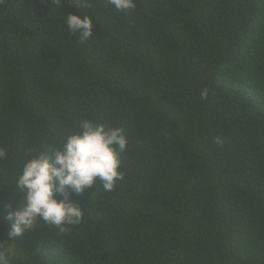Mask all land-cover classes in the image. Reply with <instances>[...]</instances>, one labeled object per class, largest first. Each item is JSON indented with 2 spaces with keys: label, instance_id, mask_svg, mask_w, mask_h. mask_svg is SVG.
Returning a JSON list of instances; mask_svg holds the SVG:
<instances>
[{
  "label": "trees",
  "instance_id": "1",
  "mask_svg": "<svg viewBox=\"0 0 264 264\" xmlns=\"http://www.w3.org/2000/svg\"><path fill=\"white\" fill-rule=\"evenodd\" d=\"M135 3L0 0L9 264H264V0ZM69 13L91 17L88 40L68 30ZM81 120L124 130L123 179L71 196L79 225L37 220L9 238L24 161Z\"/></svg>",
  "mask_w": 264,
  "mask_h": 264
},
{
  "label": "clouds",
  "instance_id": "2",
  "mask_svg": "<svg viewBox=\"0 0 264 264\" xmlns=\"http://www.w3.org/2000/svg\"><path fill=\"white\" fill-rule=\"evenodd\" d=\"M79 6V0H73ZM117 11L128 13L136 8L135 0H108ZM64 23L72 33L80 34V41L92 35L91 17L69 13ZM208 89L200 93L201 101L208 97ZM224 143L220 136L215 141ZM129 141L124 130L111 123L94 120H81L76 131L65 137L59 145H51L47 151L30 154L15 177L14 183L21 194L20 207L7 206L8 220L13 221L9 238L22 235L34 228L37 220L66 231V225H79L83 211L71 196L80 195L99 180L105 191L114 189L124 174L120 171L121 154ZM7 151L0 148V160L5 159ZM57 196L61 198H57ZM4 244L0 242V264H9Z\"/></svg>",
  "mask_w": 264,
  "mask_h": 264
},
{
  "label": "rangeland",
  "instance_id": "3",
  "mask_svg": "<svg viewBox=\"0 0 264 264\" xmlns=\"http://www.w3.org/2000/svg\"><path fill=\"white\" fill-rule=\"evenodd\" d=\"M21 205H19L18 207H20Z\"/></svg>",
  "mask_w": 264,
  "mask_h": 264
}]
</instances>
